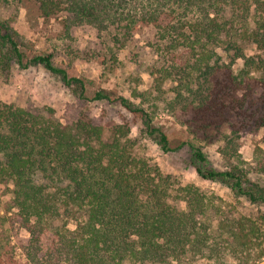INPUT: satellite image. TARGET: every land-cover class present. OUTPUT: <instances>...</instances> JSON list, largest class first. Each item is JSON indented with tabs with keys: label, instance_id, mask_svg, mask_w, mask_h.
I'll use <instances>...</instances> for the list:
<instances>
[{
	"label": "trees",
	"instance_id": "16d2710c",
	"mask_svg": "<svg viewBox=\"0 0 264 264\" xmlns=\"http://www.w3.org/2000/svg\"><path fill=\"white\" fill-rule=\"evenodd\" d=\"M30 3L60 18L64 37L95 30L99 48L68 52L111 72L141 26L157 31L153 60L127 74L130 96L92 98L124 109L138 133L105 112L63 123L0 99V264H264V135L250 160L241 152L264 128V0H0V79L41 65L83 98L53 52L26 53L15 23ZM162 113L189 134L175 148ZM148 142L187 147L225 194L165 172Z\"/></svg>",
	"mask_w": 264,
	"mask_h": 264
},
{
	"label": "rangeland",
	"instance_id": "374dc122",
	"mask_svg": "<svg viewBox=\"0 0 264 264\" xmlns=\"http://www.w3.org/2000/svg\"><path fill=\"white\" fill-rule=\"evenodd\" d=\"M15 27L29 41L30 48L26 52L28 55L53 52L56 65L66 67L71 75L82 78L84 97L79 98L74 95L58 76L38 65L27 69L14 67L10 76L1 78V100L24 106L36 113L48 114L50 110H53L55 117L63 123H71L83 113L98 118L102 112H105L107 117L116 123L134 124L132 125L133 133H138L139 125H135L132 116L124 109L108 106L101 101H93L92 98L100 89L114 90L119 94L130 96L127 88L129 83V80H126L127 74L134 71L136 75H139V60L144 64L141 68L153 60L148 47L157 31L153 24L143 25L137 30L129 50L121 56L122 65L112 72L104 69L96 61L88 62L79 58L78 53L71 55L68 52L67 46H70L71 52L76 50V52H90L99 48V40L92 28H75L71 36L64 37L61 19L40 17L37 7L32 3L21 9ZM142 77L144 81L140 89L144 90L149 86L150 78L147 73H142ZM155 122L168 134L173 148L189 137L186 128L167 114L162 113ZM263 135L264 128H261L243 140L241 152L245 159L250 160L253 157L254 149L262 141ZM147 146L148 153L155 158L165 172L179 175L185 181L196 182L206 188L220 189L216 183L205 181L197 175L191 165L187 147L164 152L155 142H148ZM206 150L213 164L219 165L216 148L208 146ZM220 192L225 194L226 191L220 189ZM19 233L25 235L26 231L21 229Z\"/></svg>",
	"mask_w": 264,
	"mask_h": 264
}]
</instances>
